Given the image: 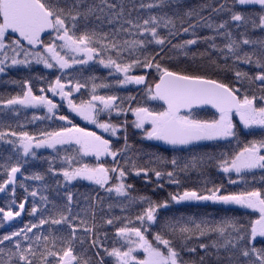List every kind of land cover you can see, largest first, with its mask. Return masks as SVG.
Segmentation results:
<instances>
[{
  "label": "snow or ice",
  "instance_id": "6c2138e0",
  "mask_svg": "<svg viewBox=\"0 0 264 264\" xmlns=\"http://www.w3.org/2000/svg\"><path fill=\"white\" fill-rule=\"evenodd\" d=\"M0 84V264H264V0H0Z\"/></svg>",
  "mask_w": 264,
  "mask_h": 264
},
{
  "label": "trees",
  "instance_id": "16d2710c",
  "mask_svg": "<svg viewBox=\"0 0 264 264\" xmlns=\"http://www.w3.org/2000/svg\"><path fill=\"white\" fill-rule=\"evenodd\" d=\"M145 2H148V0H145ZM189 2L193 5L195 4H199L202 2H205V0H189ZM206 2L208 3H212L213 0H206ZM207 34V33H205ZM204 47V45L200 46V50H202ZM195 50V49H194ZM43 71L42 66H37L36 68V72H41ZM95 74L99 75L101 77H103L104 75H106V70L102 69V68H98L95 70ZM15 78L19 79L22 75H24V73L20 72V73H15ZM18 91V88H15L14 86H6V85H2L0 84V94L6 93V92H11L12 94H15V92ZM103 91V90H102ZM121 94H125V93H121ZM130 94H135V92H132ZM58 99V98H57ZM33 111L32 109H28V110H22L21 114L17 117V116H11L9 115L7 117L8 122H10L13 126V128H16L17 124H24L25 128L24 130L30 131V132H35L37 127H45L47 126V123H40L39 121L35 122V123H28L29 120H31V117L33 115ZM37 115H42L43 113L39 110L36 111ZM76 122L80 124V126L84 127L86 126L89 130H95L97 131V133H100L99 129H95L94 126L92 125H87L86 122L82 121L79 119V117L76 118ZM105 137L107 138V134H104ZM154 142H145L144 144H135V149H136V154L140 157H142L143 159H148V154L154 151H157L158 149L155 147H151L150 145L153 144ZM167 146H161V148L159 149L160 151L163 150V148H165ZM43 152V150H41ZM45 155H48L49 153L44 152ZM165 155H168V153H164ZM46 165L40 164V163H36L34 164L30 170H43V168H45ZM213 176L215 178V173H213ZM132 183H134L135 185V189H136V193L139 194H148L151 195L152 194V187L146 185L145 181L142 179H136L131 181ZM30 188L33 187H37L39 185V182L36 181H27L26 182ZM195 183V180H193L192 182H189L190 186H192V184ZM196 186H199L198 184H196ZM78 190L80 192H85L88 191L89 188L86 187L85 185H78ZM234 190H238V189H234ZM167 191H176L174 186H167ZM49 195H52L54 197V194L52 193H46ZM17 195L19 197H23L24 193L23 190L18 188L17 189ZM160 197L162 198L164 196V193H159ZM31 200V198L29 197V201ZM4 205V194H0V206ZM27 207V205H26ZM175 208H180L181 211L184 212H196V213H211L212 215H231L233 213H225L223 211H221V206L219 205H212L210 202L207 204V206L201 205L199 207L193 206L191 208H182L179 205H175ZM118 213V209L115 210ZM244 211V210H241ZM30 218L27 216V214H22V217L17 218L16 221L14 222H9L11 224L16 225L17 227L22 226V223L27 222ZM6 230H11L8 225L6 224L4 229H0V232L6 231Z\"/></svg>",
  "mask_w": 264,
  "mask_h": 264
}]
</instances>
